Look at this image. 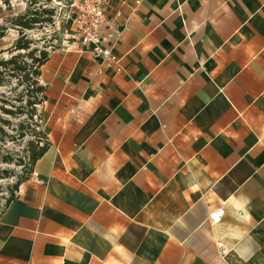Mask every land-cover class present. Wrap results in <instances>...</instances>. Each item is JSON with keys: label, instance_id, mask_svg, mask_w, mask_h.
Masks as SVG:
<instances>
[{"label": "crops", "instance_id": "1", "mask_svg": "<svg viewBox=\"0 0 264 264\" xmlns=\"http://www.w3.org/2000/svg\"><path fill=\"white\" fill-rule=\"evenodd\" d=\"M118 12L124 72L71 46L40 69L49 148L0 215V264H264V0Z\"/></svg>", "mask_w": 264, "mask_h": 264}, {"label": "rangeland", "instance_id": "2", "mask_svg": "<svg viewBox=\"0 0 264 264\" xmlns=\"http://www.w3.org/2000/svg\"><path fill=\"white\" fill-rule=\"evenodd\" d=\"M32 2L34 0H13L10 6L0 2V26L3 27L1 30L3 37H0V60H9L12 57L10 51L15 49L18 40L23 37L20 28L15 25L13 20L24 14ZM35 2L32 8L37 10L56 7L53 18L55 24L52 22L49 25L26 31V37L22 42L29 44L31 50H36L35 58H40V51H45L50 55L62 47V42L65 40L64 32L69 31L72 34L73 31L70 24H66L64 21L66 8L62 5L58 6L60 0H36ZM14 52L13 55L25 54L28 51ZM24 61L27 64H33L29 57H26ZM9 74L4 78L5 85L0 86V119L12 122V126L7 127L0 121L6 130V135L3 138L0 137V210L13 194L16 184L20 180L30 177L29 156L31 153L37 146L41 147L46 143L45 140L41 141L39 137L41 136L39 133L43 134L40 124L41 103L34 108V111H31L26 101L30 100L34 94L28 93L27 84L23 82V79ZM2 106L12 111H16V109L23 111H20L22 112L21 115H7L1 110ZM31 112H33V117H31ZM36 116H38L37 119ZM31 142L33 145L29 147L28 143ZM7 156L10 161L4 163L3 158Z\"/></svg>", "mask_w": 264, "mask_h": 264}, {"label": "trees", "instance_id": "3", "mask_svg": "<svg viewBox=\"0 0 264 264\" xmlns=\"http://www.w3.org/2000/svg\"><path fill=\"white\" fill-rule=\"evenodd\" d=\"M12 1L13 0H0V2H2L3 4L7 6H10V3ZM35 1L36 0L32 2L31 6L26 10L24 14L18 16L17 18L13 20L15 25L20 28V31L23 37L18 40L17 45L14 47L15 49L13 51H10V53L12 54V57L9 60H0V86L5 85L4 78L5 76L8 75V73H10L9 75L11 76H17L23 79V82L27 84L28 93L30 95L34 94V96L30 98V100L26 101L27 106L31 108V111H34V108L37 107L39 103L42 104L44 102L45 89L43 86H40V83H39V77L41 76L40 69L49 60L50 55L45 51H40L41 57L35 58L36 50H31L29 44H23L22 42L24 40V37H26L25 35L26 31L34 30L36 27H43L44 25L51 24L52 22H54L53 17L55 16V13H56L54 8H45L42 10H37L36 8H32V6L36 3ZM43 16H46V17L41 18ZM1 30H3V27L0 26V37H3ZM14 51H28V52H26L25 54L19 53V54L13 55V53H15ZM26 57H29L32 59L33 61L32 65L27 64V62L24 61ZM1 110L5 114L13 115V116L21 115L22 112L20 111H23V110H18V109H16V111H12V110H8L7 108H4L3 106L1 107ZM31 117H33V112H31ZM0 121L7 127L12 126V122L10 120L1 118ZM5 135H6V130L4 126L0 124V137L3 138ZM39 135H41L39 136L40 140L41 141L45 140L46 143L41 145V147L37 146L35 150L29 156V166L31 168L30 174L33 173V168L35 164L47 153L48 148H49L46 135L44 133L43 134L39 133ZM28 144H29L28 145L29 147L33 145L32 142ZM9 161H10V158L8 156L3 158L4 163H8ZM0 176H1V173H0ZM27 179L28 178H26L25 180ZM25 180H20V182L16 184L15 188L13 189V194L11 195L9 199L6 200V204L4 205V207L1 208L0 215L4 213L6 208L9 207L11 202L14 200V197L18 190L19 185Z\"/></svg>", "mask_w": 264, "mask_h": 264}, {"label": "built area", "instance_id": "4", "mask_svg": "<svg viewBox=\"0 0 264 264\" xmlns=\"http://www.w3.org/2000/svg\"><path fill=\"white\" fill-rule=\"evenodd\" d=\"M111 1L60 0L58 6L62 5L66 8L64 21L66 24H70V28L73 31L72 34L69 31L64 32L65 40L62 42V47L88 48L95 57L113 66L117 72H124L121 60L113 53V47L108 45L109 36L106 32L108 30L112 31L110 38L117 40L123 31L119 29L121 27L126 28L129 18L121 21L123 19L121 12H118L115 16H110ZM140 4L141 1L136 2V5ZM53 8L56 12V7ZM53 23L55 24V22ZM41 123L42 120H40ZM37 183L42 184L43 182L38 180ZM223 213L222 209L213 212L210 215L211 223L213 225L219 224L223 218Z\"/></svg>", "mask_w": 264, "mask_h": 264}]
</instances>
